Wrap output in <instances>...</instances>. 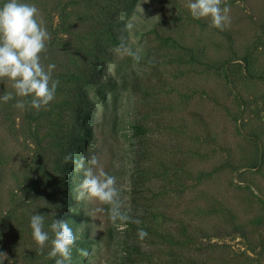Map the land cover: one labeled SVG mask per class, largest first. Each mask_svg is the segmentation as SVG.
<instances>
[{
    "label": "rangeland",
    "instance_id": "1",
    "mask_svg": "<svg viewBox=\"0 0 264 264\" xmlns=\"http://www.w3.org/2000/svg\"><path fill=\"white\" fill-rule=\"evenodd\" d=\"M106 3L109 4L100 1V6L93 8L95 15L103 16L105 29L82 34L88 30L79 24L74 34L58 36L81 44L82 63L73 62L64 45L46 54L47 61L56 65L53 78L67 83L69 77L56 76L60 71L72 73L78 80L79 102L75 107L65 106L64 95H55L50 104L64 106L63 110L53 107L52 111L30 112L32 117L25 127H32L36 141L19 133L16 142L11 143L9 180L16 183L4 185L0 196V253L7 257L3 264H55V259L47 255L50 243L39 253L32 238L30 217L37 213L45 216V230L55 218L73 229L77 241L71 264H161L170 259L169 250L166 242L156 241V232L165 227L181 233L172 211L156 205V196L161 193L169 196L176 187L171 171L160 175L157 169L159 155L170 159L175 150L169 140L173 130L165 129L158 121L168 114L166 99L172 84L164 71L173 62L172 53L165 51L170 49L161 50L160 38L168 34L166 20L171 19L169 12L174 8L168 0H115L105 6ZM82 10L85 8L79 9ZM127 23H133L134 28L124 31ZM121 38L130 48L138 50L139 61L116 51ZM88 77L95 78V83H88ZM251 106L250 110L260 108L259 103ZM44 111L52 114L53 119H43ZM34 118L39 127L35 126ZM16 123L20 124L21 119L17 118ZM240 125L237 122V127ZM175 130L185 134L181 127ZM69 152L77 157L91 154L99 157L104 171L117 178L129 215L133 220L139 219V225L113 223L106 214L96 218L88 215L95 205L75 198V188L83 174L75 172L73 165L63 163ZM38 156L44 157L40 170L36 171ZM171 164L180 165L177 161ZM33 180L37 181L31 184ZM22 182L32 185L37 192L29 200L21 192L13 191ZM249 189L264 198V192L253 185ZM139 229L148 234L143 240L138 236ZM207 241L229 245L231 254L241 255L237 264H264V224L254 230L250 245L238 235ZM80 249H86L88 255L82 256Z\"/></svg>",
    "mask_w": 264,
    "mask_h": 264
},
{
    "label": "trees",
    "instance_id": "2",
    "mask_svg": "<svg viewBox=\"0 0 264 264\" xmlns=\"http://www.w3.org/2000/svg\"><path fill=\"white\" fill-rule=\"evenodd\" d=\"M100 1L104 0H22L39 9L50 34L42 63L50 64L46 54L60 45L65 46L73 62L82 63L81 44L58 36L74 34L79 24L88 30L82 34L105 29L103 16L95 15L93 9ZM5 2L0 0V5ZM168 2L174 11L169 12L168 34L160 38V48L170 49L165 51L173 55L172 66L164 71L172 89L166 99L168 114L158 121L173 130L169 140L175 150L170 159L159 155L157 169L160 175L171 171L176 187L169 196H156V205L172 211L181 233L165 227L156 232V241L166 242L169 250L170 259L161 264H237L241 255L231 254L229 245L207 240L238 235L250 245L254 230L264 224V198L249 189L253 185L264 192V0H223L221 6H227L231 16L230 25L223 31L210 27L209 19H194L185 6L187 0ZM83 7L85 11L80 12ZM56 76L69 78L67 83H59L55 95L63 94L64 105L75 107L79 102L78 80L69 72L59 71ZM94 79L88 77L86 81L95 83ZM10 91L8 84L0 83V96ZM18 99L14 96L7 103L0 100V196L4 185L16 183L9 180L11 143L19 133L37 139L32 127H25L35 109L15 108ZM253 103H259L260 108L250 110ZM53 107L64 109L50 104L47 110ZM51 115L44 111L43 119L51 120ZM36 119L34 124L39 127ZM42 157H37L36 171ZM176 161L178 167L171 164ZM13 191L21 192L27 200L37 193L24 182Z\"/></svg>",
    "mask_w": 264,
    "mask_h": 264
},
{
    "label": "clouds",
    "instance_id": "3",
    "mask_svg": "<svg viewBox=\"0 0 264 264\" xmlns=\"http://www.w3.org/2000/svg\"><path fill=\"white\" fill-rule=\"evenodd\" d=\"M222 4L223 0H187L185 6L194 19H209L210 27L223 31L230 25L231 16L230 9L222 7ZM133 28V23H127L124 31ZM49 40L50 34L34 4L6 0L0 5V83L8 84L13 90L0 96V100L7 103L15 96L19 99L14 107L19 110H47L60 83L58 79H53L56 65L42 63V54L46 52ZM116 51L132 57L134 61L141 58L138 50L130 48L124 38H121ZM63 163L73 165L75 172L83 174V179L75 188V198L95 205L89 216L96 218L106 214L113 223H141L129 215L122 188L117 186V178L104 171L96 154L77 157L69 152L64 156ZM53 215L56 216L55 213ZM30 228L39 253H43L50 243L48 257L54 258L55 264H71L77 236L67 222L55 218L45 230V216L37 213L30 217ZM147 235L145 230H138L141 240ZM79 251L82 256L88 255L86 249ZM0 257L3 258L0 264H3L6 254L0 253Z\"/></svg>",
    "mask_w": 264,
    "mask_h": 264
}]
</instances>
